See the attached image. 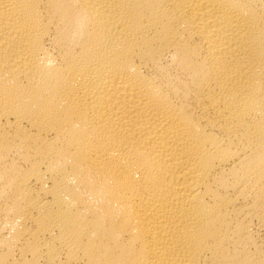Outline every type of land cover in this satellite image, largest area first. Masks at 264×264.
Wrapping results in <instances>:
<instances>
[{"label":"bare ground","instance_id":"6f19581e","mask_svg":"<svg viewBox=\"0 0 264 264\" xmlns=\"http://www.w3.org/2000/svg\"><path fill=\"white\" fill-rule=\"evenodd\" d=\"M0 264H264V0H0Z\"/></svg>","mask_w":264,"mask_h":264}]
</instances>
